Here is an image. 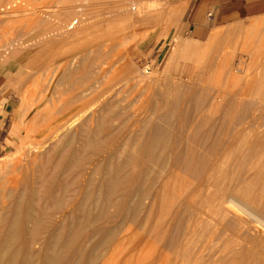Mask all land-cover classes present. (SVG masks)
<instances>
[{"label":"rangeland","instance_id":"rangeland-1","mask_svg":"<svg viewBox=\"0 0 264 264\" xmlns=\"http://www.w3.org/2000/svg\"><path fill=\"white\" fill-rule=\"evenodd\" d=\"M187 10L174 0H0V111L9 117L0 155V235L11 218L7 179L23 159L20 140L84 90L88 112L77 116L69 145L76 149L74 185L89 176L98 185L119 167L122 189L133 194L154 159L170 160L168 172L161 167L147 179L144 203L115 234V249L81 237L54 246L27 235L17 244L32 254L54 246L61 264L93 253L103 264L264 263L256 243L264 223V15L195 33ZM178 42L189 49L176 54ZM249 207L259 222L247 215ZM105 224L98 226L115 227L117 220Z\"/></svg>","mask_w":264,"mask_h":264},{"label":"bare ground","instance_id":"bare-ground-1","mask_svg":"<svg viewBox=\"0 0 264 264\" xmlns=\"http://www.w3.org/2000/svg\"><path fill=\"white\" fill-rule=\"evenodd\" d=\"M187 49H189V47H187L185 44L181 42H178V44L176 45L175 53L177 54L179 51H181L180 53L183 54V52ZM197 50L199 49L197 48ZM197 50H194V52L192 51H189V52L195 53V51ZM196 54L198 53L196 52ZM178 56H180V54ZM173 59L175 60L176 57ZM72 83L73 81L70 82V85ZM72 85L74 86V84ZM82 91L84 90H81L79 95L77 96L74 95L75 99L71 98V100L66 101V98H65L64 103L60 101L61 103L59 106H57V108L54 105L53 100H51L52 101L51 103L53 106L51 105L50 107L51 108L55 107L57 109V112L55 114L50 113L51 115L49 117L45 116L43 123L41 121L42 119L40 120V118L39 120L36 119L35 120L36 122L33 121V124L41 121V124L39 122L40 125L37 126V128L34 127L35 128L34 130H36L35 131L36 135H34L33 131H31V127H30L31 125H29L30 129L27 131V133L30 134L32 132L33 138L31 137V135L27 134L28 138L24 137L23 140H20L21 141L20 145L18 146L17 149L15 148L19 152L23 151V153L21 152L23 154V159L18 160L19 162H17V164L13 166V169L11 171L14 174L12 173L13 176L7 179V182L9 183L10 188H11V194L9 190V195H11L13 199V205H12L13 207H11L10 221L9 223L7 222L9 225L7 226L6 230L3 231V235H0L2 236L0 239V264H61V257H60L61 255L60 253H57L55 251L54 246L60 242H63L62 244L64 243L70 244L71 241H73L74 239H77L78 237L84 238L85 240H92L94 242L93 243L94 247L106 246L109 249H115L118 246L117 244L119 241L117 240L116 241L117 243H116L115 239L120 238V237L119 238H116V237L120 235V230L122 229L121 226L123 222H125L126 217L132 216L133 212L136 211V207L138 206L142 207L141 204L144 203V202L141 203V200L145 199V198H142L143 197L142 190H144L145 182L148 183L147 179H149V177L153 173H155V171L158 168L162 167L163 168L161 169L162 171L168 172V166L170 165L169 163L170 160H168L165 157H158L157 159H154L152 163H150L148 166H146L142 170V174L140 175L139 181L136 182L134 185L135 190L133 189L134 191L132 194L131 191L125 192L126 189L125 191L122 189V185L124 182H122L121 180V177H120L121 173H120L119 167L116 168L115 170L112 169L113 170V172L111 171L112 173L108 171L109 173L106 174L105 177H102V179L99 182L100 184L98 183V185L97 183L95 184V181L91 179L90 176L88 177L87 175L89 174L84 172L83 170L82 174L85 173V177H88V178H84L80 171V174H81L80 177H83V178L78 179V182L75 183V185L78 183H81V186L78 184L79 185L78 187L80 188L76 189L77 186L75 187L74 185L75 178L73 177V172L75 171V168L77 166L75 157H74L76 153V149H74L75 145L74 147H70V146L75 141V132H73V128H72L73 123L76 121L78 115L86 111L88 112V110L86 109H88L87 107L89 105V101L87 100L88 98L84 99L85 97H88V95L87 94L85 95L84 92L82 93ZM51 98L53 99V96ZM60 99L62 100L61 97ZM60 99H56V101L57 100L59 101ZM37 101L39 100L37 99ZM48 102L50 103V101ZM24 104H22L23 108L25 106ZM23 108L21 109V113L26 110ZM43 108H44V112L42 113H45L47 115V111L49 112L47 106ZM25 112L24 114H21V115H25ZM84 114H81V115H84ZM35 115L36 116L39 115L38 112ZM40 117L42 118V116ZM23 123L25 124V122ZM99 127L98 128L101 129V126ZM59 134H61L62 136L57 142L49 143V141H52L53 139L57 138ZM26 138L28 139V141ZM68 146L70 148H66ZM65 148H66V151L64 150ZM84 169H86V167ZM85 171H87V169ZM77 172H74L75 176ZM169 172H171V170ZM161 173L163 172H159L158 174H161ZM80 180H82V182ZM127 198H128V203H127ZM215 201L214 203H216ZM126 204H127V207H126L127 209H125ZM140 207H138L137 209H140ZM98 210H99V213L97 212ZM94 211L97 212V214L94 213ZM125 211H128L129 213L127 212L128 214H126ZM246 212H247V215H249L252 220L259 222V219H260L259 217L261 216L259 213L257 214V212L250 207L249 209H247ZM137 214H138V211H137ZM110 218L117 220V225L115 227L111 225L112 227L109 226V227L99 228L101 224H105V222H107L108 219ZM45 220H48L46 227H44ZM142 221H141V226L144 225V222L142 223ZM137 222H138V219H137ZM77 223H80L83 226L78 230H73V226L76 225ZM29 224L32 225L31 231H28L27 229L25 230L23 228V226L29 225ZM262 224H263L262 228L259 231L257 230L258 231L257 234H259L258 236L259 242L256 241V243H259L260 249L264 251V223ZM95 225H97L98 229L93 230L92 228L95 227ZM240 233H241V230H240ZM115 234H117V236ZM27 235H30L33 240H38L42 238L46 241H50V243L52 245L54 244V246L50 252H44L43 250H40L37 254H32L28 249H25V248L23 249L19 244H17V241H16L17 238H19L20 236H27ZM112 240H114L115 243ZM120 241H121V238H120ZM251 242L249 241V243ZM185 249L184 251H186ZM187 254H189V252ZM178 255L179 254L177 255L175 254V256H178ZM181 255L182 254H180V256ZM183 257L185 256L183 255ZM180 259L181 258H179V260ZM171 260H172V257H171ZM253 260L254 259H252V261ZM89 262L91 264H103V258L101 257V255L97 253H93L88 258L75 257L71 261L70 264H89Z\"/></svg>","mask_w":264,"mask_h":264},{"label":"crops","instance_id":"crops-1","mask_svg":"<svg viewBox=\"0 0 264 264\" xmlns=\"http://www.w3.org/2000/svg\"><path fill=\"white\" fill-rule=\"evenodd\" d=\"M189 6L187 17L192 31L200 33L206 26H219L243 18L264 15V0H174ZM217 37L213 32L209 42ZM8 114L0 111V155L8 138ZM1 157V156H0Z\"/></svg>","mask_w":264,"mask_h":264}]
</instances>
